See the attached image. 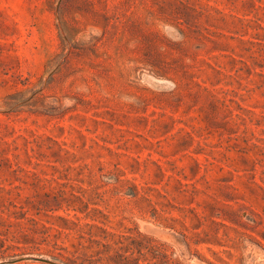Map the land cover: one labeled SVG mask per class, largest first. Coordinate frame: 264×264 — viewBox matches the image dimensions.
Segmentation results:
<instances>
[{"label": "rangeland", "instance_id": "1", "mask_svg": "<svg viewBox=\"0 0 264 264\" xmlns=\"http://www.w3.org/2000/svg\"><path fill=\"white\" fill-rule=\"evenodd\" d=\"M0 264H264V0H0Z\"/></svg>", "mask_w": 264, "mask_h": 264}, {"label": "water", "instance_id": "2", "mask_svg": "<svg viewBox=\"0 0 264 264\" xmlns=\"http://www.w3.org/2000/svg\"><path fill=\"white\" fill-rule=\"evenodd\" d=\"M34 260L41 261V262H46L45 260H42V259H34Z\"/></svg>", "mask_w": 264, "mask_h": 264}]
</instances>
